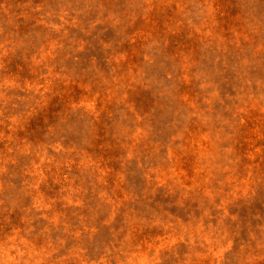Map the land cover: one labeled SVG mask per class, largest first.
<instances>
[{
    "label": "rangeland",
    "instance_id": "1",
    "mask_svg": "<svg viewBox=\"0 0 264 264\" xmlns=\"http://www.w3.org/2000/svg\"><path fill=\"white\" fill-rule=\"evenodd\" d=\"M0 264H264V0H0Z\"/></svg>",
    "mask_w": 264,
    "mask_h": 264
}]
</instances>
